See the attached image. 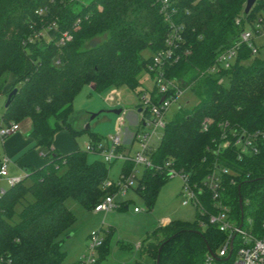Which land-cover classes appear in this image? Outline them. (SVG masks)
<instances>
[{
	"label": "trees",
	"instance_id": "obj_1",
	"mask_svg": "<svg viewBox=\"0 0 264 264\" xmlns=\"http://www.w3.org/2000/svg\"><path fill=\"white\" fill-rule=\"evenodd\" d=\"M167 1L171 20L181 31L178 59L163 68L164 76L185 85L196 103L166 119L148 159L153 166L170 161L196 185L213 167L226 170L221 198L229 217L235 224L249 221L250 233L258 237L264 223V142L257 154L241 159L233 147L217 152L216 146L224 123L234 129H264V61L241 46L228 70L204 72L245 26L251 27L264 0H255L246 14L245 0ZM62 33L69 40L58 45ZM167 33L156 0H0V95L6 98L15 90L2 108L0 123L27 121V137L44 151L46 161L37 169L23 168L24 177L0 195V256L9 264H62L60 235L74 220L65 200L91 210L110 195L112 189L102 188L110 164L87 162L86 152L79 149L59 154L51 149L52 138L62 130L77 135L67 118L83 86L94 93L121 86L136 96L143 93L139 76L148 73L151 56L164 48ZM9 80L12 85L4 91ZM204 118L210 123L202 132ZM89 140L98 138L90 134ZM128 163L125 175L133 166ZM167 180L162 171L144 168L134 191L150 207ZM199 200L205 213H211L209 195ZM194 210L192 222L171 220L146 234L139 252L153 264L156 259L157 264H203L207 249L214 252L224 236L208 225L201 228L205 216ZM110 234L104 230L94 264H104Z\"/></svg>",
	"mask_w": 264,
	"mask_h": 264
},
{
	"label": "built area",
	"instance_id": "obj_2",
	"mask_svg": "<svg viewBox=\"0 0 264 264\" xmlns=\"http://www.w3.org/2000/svg\"><path fill=\"white\" fill-rule=\"evenodd\" d=\"M158 13L168 25V33L164 39V48L151 56V61L147 66L148 74L153 77L152 88L148 96L141 93L139 97V112L136 120V130L131 134L130 143L136 144L137 150L133 157L123 152V133L120 132L121 118H118L114 132L104 138L101 145L99 141L90 142L85 148V152L98 157V160L105 164H111L116 160L129 161L135 165H141L143 168L162 171L166 178L177 177L182 183L181 199L182 205L190 204L200 215L205 216V222L199 226L203 228L208 225L217 232L223 234L224 238L214 252L207 251L204 254L203 264H264V223L261 225V235L256 237L249 231L250 222L245 221L235 224L229 217V208L222 201L221 176L227 172L224 169L213 167V169L196 185L188 181L185 174L174 170L170 161L162 166H153L148 159V154L157 145L161 137V132L166 122L165 116L170 105H175V110L182 108L183 104L179 98L183 92L187 91L178 81H172L164 76L163 68L177 61L175 54L177 42L180 40L181 26L174 25L171 20L173 10L169 9L167 0H156ZM40 11L38 12V14ZM250 31L242 30L236 40L229 46L219 51L213 64L208 67L204 73L213 74L218 71L228 70L233 64L238 54L239 48L245 46L250 56L257 54V49L252 44V34L264 33V18L258 17L249 28ZM37 36H51L47 33H39ZM69 40L67 33H62L57 40V44L62 45ZM202 74V73H201ZM221 79L217 80V84ZM114 92H109L106 96L108 101L113 99ZM210 121L204 118L200 123V131L205 132ZM221 142L216 146V151L220 152L225 148L233 147L236 151V158L241 159L244 156L255 155L259 152L264 142V129L248 131L245 129H234L222 124ZM225 129V130H224ZM19 126L14 123L0 126V141L7 136L17 132ZM43 157V156H42ZM7 160L0 162V181H5L9 186H13L21 179L8 177L6 173ZM119 175L116 182L106 179L102 188L115 189V193L123 194L132 187L134 175ZM4 190H0V195ZM208 194L212 203V212L205 213L201 208L199 198ZM113 208L112 196L103 197L93 208L94 213L108 212ZM133 212H137L136 209ZM165 225V224H164ZM104 234L101 232H91L86 237L85 248L76 264H94L96 251L103 241ZM0 264H9V260L0 256Z\"/></svg>",
	"mask_w": 264,
	"mask_h": 264
},
{
	"label": "rangeland",
	"instance_id": "obj_3",
	"mask_svg": "<svg viewBox=\"0 0 264 264\" xmlns=\"http://www.w3.org/2000/svg\"><path fill=\"white\" fill-rule=\"evenodd\" d=\"M257 16L264 18V8L258 12ZM245 30L250 31L248 26H245ZM252 44L257 49V54L254 57L264 61V33L252 34ZM250 60L251 58L243 63L248 64ZM139 80L143 94L148 96L152 88L153 77L143 72L140 74ZM11 85L12 83L9 80L4 91L9 90ZM112 90L114 92L113 99L108 101L106 96ZM139 97L124 86L111 88L102 93H94L90 91L88 86H83L73 98L71 113L67 118L70 128L77 132L74 137L69 136L68 132H66L74 147L81 151H86L85 148L90 143V134L97 137L99 143L103 145L104 138L114 132L116 122L118 118H121L120 132L122 134L126 131L129 135H127L126 142L123 143V152L125 154L128 153L129 157H133L137 146L134 143L129 145V137L136 130L134 121L138 116ZM5 100L6 98L0 95V113ZM179 101L183 104V108L192 107L196 103V99L188 93V90L183 92ZM116 110L120 111L118 115L112 113V111ZM174 111L175 105L172 104L168 108L165 119H169ZM127 116L129 117L128 119ZM14 124L22 128L27 122L22 121ZM84 129H87V131L83 132ZM65 145L66 141L63 140L61 147L64 148ZM38 152L40 154L44 153L42 150H38ZM94 159H98V157L86 152L87 162ZM1 161L2 150L0 147ZM16 161L15 158L11 159L6 171L8 177L22 179L24 174L17 167ZM128 162H125L123 171L120 170L122 161L116 160L107 165L108 180L116 182L119 175H125V172L129 169L130 163ZM143 170L144 168L141 165L132 166L133 184L123 194L115 193V189L111 190L113 208L108 212L94 213L92 209H84L73 199L68 198L65 200L64 206L71 212L74 220L67 230L60 235L61 249L64 252L62 264L75 263L85 247L86 237L89 233L97 231L104 234V230L107 229H110L111 234L106 241L107 254L103 261L104 264H153V260L147 255L141 254L137 248L145 235L160 226L163 219L168 221H193L195 210L190 204L182 205L180 195L182 183L177 177L165 181L159 187L152 205L150 207L145 205L144 200L134 191L138 181L141 179ZM7 187L8 184L5 181H0V190H5ZM25 199L30 201L28 196ZM19 209L20 204H17L14 207L15 215ZM134 209L137 212H133ZM13 219L15 220V216ZM102 236L104 237V235Z\"/></svg>",
	"mask_w": 264,
	"mask_h": 264
},
{
	"label": "crops",
	"instance_id": "obj_4",
	"mask_svg": "<svg viewBox=\"0 0 264 264\" xmlns=\"http://www.w3.org/2000/svg\"><path fill=\"white\" fill-rule=\"evenodd\" d=\"M128 118L129 117L127 116V119ZM136 120L134 121V124H136ZM1 125L2 124L0 123V126ZM28 130H29V124L27 122V124L24 125L22 128L19 127V130L17 132L7 136L2 141H0V147L2 150V160L3 159L7 160L6 169H7L8 163L13 158L17 160L16 161L17 167L21 169V172L23 174H24L23 168L31 167V168L37 169L45 164L46 161L42 157V154H40L37 148L34 147V143L32 139L27 137ZM68 135L66 131H63V130L54 134L52 138L51 149L58 152L59 154H66V153H69L77 149L74 147V144L70 140L69 138L70 135L69 136ZM127 135L128 134L126 133V131H124L123 140H122L123 143L126 142ZM63 140L66 141V145L64 148L61 147ZM27 148L29 149L26 150ZM167 222L169 221L166 219H163L162 224L160 226L166 224ZM83 251L80 253L77 260L73 264H76L78 262L80 256L83 254Z\"/></svg>",
	"mask_w": 264,
	"mask_h": 264
},
{
	"label": "water",
	"instance_id": "obj_5",
	"mask_svg": "<svg viewBox=\"0 0 264 264\" xmlns=\"http://www.w3.org/2000/svg\"><path fill=\"white\" fill-rule=\"evenodd\" d=\"M255 0H245V5H244V9H243V13L246 14L249 9L252 7V5L254 4ZM15 93V90L13 89L7 96H6V100H5V103L3 105V107L5 108L8 103H9V97ZM137 112H139V110H137ZM113 114L115 115H118L120 113L119 110H116V111H112ZM238 206H239V209H241V201L240 199L238 198ZM208 251V249H207ZM155 264H157V259L155 260Z\"/></svg>",
	"mask_w": 264,
	"mask_h": 264
}]
</instances>
